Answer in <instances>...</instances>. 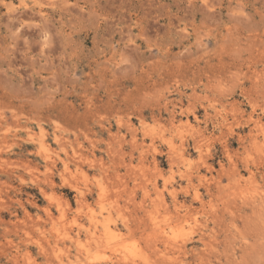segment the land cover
<instances>
[{
	"label": "rangeland",
	"instance_id": "374dc122",
	"mask_svg": "<svg viewBox=\"0 0 264 264\" xmlns=\"http://www.w3.org/2000/svg\"><path fill=\"white\" fill-rule=\"evenodd\" d=\"M37 1L0 0V264H264V0Z\"/></svg>",
	"mask_w": 264,
	"mask_h": 264
},
{
	"label": "bare ground",
	"instance_id": "6f19581e",
	"mask_svg": "<svg viewBox=\"0 0 264 264\" xmlns=\"http://www.w3.org/2000/svg\"><path fill=\"white\" fill-rule=\"evenodd\" d=\"M52 0H48V2H47V0H38L37 2H36V6L34 7V8H32L31 10L32 11H34L35 13H37L40 17H41V19H43V20H46L47 19V9L45 8V7H47V5L49 4V2H51ZM62 3H63V5H67L66 3H67V0H65V1H62ZM67 10H68V8H66ZM182 30V29H181ZM169 31V30H168ZM263 31V30H262ZM182 32V31H181ZM256 32V31H255ZM181 34V33H180ZM183 35H185V33H183ZM231 35V34H230ZM180 36V35H179ZM181 37V36H180ZM224 44V43H223ZM220 46V45H219ZM136 47V46H135ZM248 47H249V45H248ZM185 51V50H184ZM186 53H187V51H185ZM149 53V52H148ZM182 53V52H181ZM168 53L166 52V53H164V57L167 55ZM180 56V55H179ZM182 57H184V55L182 54L181 55ZM186 56V55H185ZM163 57V58H164ZM167 57V56H166ZM169 57V56H168ZM165 59V58H164ZM163 59V60H164ZM247 59V58H246ZM263 60L262 59V57L261 58H259V62H262L261 60ZM168 60H169V58H168ZM254 60V59H253ZM173 61V60H172ZM165 62V61H164ZM192 62H194V61H192ZM253 62V61H252ZM257 62H258V60H257ZM166 63V62H165ZM235 63V62H234ZM254 63V62H253ZM190 64H192L191 62H190ZM248 64H251V61L250 62H248ZM189 65V64H188ZM188 65L186 66V67H188ZM180 66V65H179ZM166 67V66H165ZM164 67V68H165ZM169 67V66H168ZM250 66H248V69H250L249 68ZM189 68V67H188ZM179 69L180 68H177V71H179ZM264 69V68H263ZM255 70V69H254ZM252 72V71H251ZM259 72V71H258ZM261 72V71H260ZM260 72H259V74L258 75H260ZM192 73V72H191ZM255 74H257V72L255 73ZM194 75H196V74H194ZM193 75V79L194 78H196V76H194ZM262 75V74H261ZM253 76H254V74H253ZM257 77V78H256ZM255 77V79H261V78H259V77H262V76H256ZM217 78V77H216ZM251 78H252V76H251ZM215 79V78H214ZM216 80V79H215ZM262 80V79H261ZM195 81V80H194ZM193 81V82H194ZM218 82V81H217ZM185 85V84H184ZM178 89V88H177ZM179 91V90H178ZM243 91V90H242ZM179 93V92H178ZM193 93H194V91H193ZM192 93V94H193ZM233 93V92H232ZM246 94V93H245ZM195 95V94H194ZM248 95V94H247ZM246 95V96H247ZM191 96H193V95H191ZM196 96V95H195ZM222 97V96H221ZM248 97H250V95H248ZM166 98H168V97H166ZM195 98V97H194ZM199 98V97H198ZM200 99V98H199ZM248 99V98H247ZM165 100V99H164ZM250 102L252 101V100H250V99H248ZM191 101V100H190ZM199 101V100H198ZM188 102V101H187ZM206 102V101H205ZM250 102H249V104H250ZM180 103H181V101H180ZM252 103V102H251ZM164 104V103H163ZM188 104V103H187ZM197 105H199V104H197ZM211 105H212V103H211ZM253 105V104H252ZM200 106L203 108H201V110H204L203 112H204V114H206L207 115V111H208V106H209V103L205 106V104H201L200 103ZM213 106V105H212ZM211 106V107H212ZM199 107V106H198ZM178 108H180V111H181V114H183V112H186V115H184L185 116V118H184V124L186 123V126H189V118H188V114H192V116H194V118L196 119V111L198 110L197 109V106L194 104V103H189V105L188 106H186V107H184V109L183 108H181V106H179ZM250 108H252L251 106H250ZM48 109V108H47ZM110 109V108H109ZM166 110V109H165ZM200 110V111H201ZM32 111H34V110H32ZM174 111V110H173ZM173 111H171V113H170V117L169 118H171V120H170V122H169V124L171 123L172 124V120L176 117V116H174V114L172 113ZM215 111V110H214ZM90 112V111H89ZM263 112H264V110H263ZM97 114V113H96ZM257 114V113H256ZM91 115V114H90ZM215 115H216V113H215ZM249 116H247V121H248V119H250L248 122H251V124H252V127L248 130L249 132H250V134H248L247 133V137L245 138V140L247 139V142H248V145H250L249 143H251V145L252 146H255L254 145V143L256 142L255 141V133L253 132L254 131V128L257 126V128H255V129H258V125H259V123H260V118H259V116H255V109L254 108H252V110H251V112H249V114H248ZM264 115V114H263ZM191 116V117H192ZM255 116V117H254ZM38 117V116H37ZM205 117V116H204ZM207 117V116H206ZM249 117V118H248ZM168 118V119H169ZM193 118V117H192ZM198 118V117H197ZM40 120V119H39ZM177 120V119H176ZM199 120V119H198ZM223 120V119H222ZM141 121V120H140ZM183 121V120H182ZM195 121H197V120H195ZM246 121V122H247ZM84 122H86V121H84ZM176 122V121H175ZM178 122H179V124H178V127H181L183 124H182V122H181V119L179 118V120H178ZM93 123V122H92ZM95 123V122H94ZM262 123V122H261ZM39 124V123H38ZM127 124V123H126ZM143 124V123H142ZM170 124V125H171ZM219 124H221V123H219ZM93 125H95V124H93ZM225 125V124H224ZM90 126H91V124H90ZM104 126V125H103ZM134 126V125H133ZM262 126V125H261ZM101 127V126H100ZM126 127H128V130L130 131V127H131V125L130 124H127V126ZM184 128H185V125H184ZM86 129H87V127H86ZM85 129V130H86ZM90 129V128H89ZM118 129V128H117ZM132 129V128H131ZM180 129V128H179ZM91 130V129H90ZM177 130V129H176ZM79 131H81V130H79ZM88 131V130H87ZM93 131V130H92ZM229 131V130H228ZM95 132V131H94ZM106 132H108V129H107V131ZM110 132V131H109ZM108 132V133H109ZM194 132V131H193ZM199 132H200V130L198 129H196V133H197V135H199ZM229 132H232V131H229ZM83 133H84V131H83ZM195 133V132H194ZM253 133H254V135H253ZM113 134V133H112ZM203 133L201 132V134L200 135H202ZM238 134V133H237ZM192 135H194V134H192ZM199 135V137H200V139H201V136ZM95 136V135H94ZM111 136V135H110ZM114 136V135H113ZM192 137V136H191ZM239 137V138H238ZM245 137V136H244ZM133 138L134 137H132V139L131 140H133ZM237 138L238 139H242L243 138V136L242 135H237ZM135 139V138H134ZM199 139V138H198ZM244 139V138H243ZM203 140V139H202ZM201 140V141H202ZM192 145H193V149L195 150V152L197 153V155H198V158H199V160H200V162H199V164L197 165V167L196 168H194L195 170L193 171V172H201V171H203V172H211L212 171V164L210 163V162H208V159H207V157L204 155V152H203V147H202V142L201 141H199V140H197V138L195 137V138H193L192 139ZM220 141V140H219ZM224 141V140H223ZM132 142V141H131ZM136 142L137 141H135V145H136ZM133 143H134V140H133ZM32 144V143H31ZM137 144H138V142H137ZM33 145V144H32ZM133 145V147H134V144H132ZM239 145V144H238ZM182 146V145H181ZM173 147V146H172ZM223 147L226 149V145H223ZM228 147V146H227ZM249 147H251V146H249ZM155 148V147H154ZM243 148V147H242ZM246 148V147H245ZM34 149V148H33ZM156 149V148H155ZM153 150V151H156V150ZM170 149H172L171 151L173 152L174 151V149L173 148H171L170 147ZM169 149V150H170ZM247 149V148H246ZM19 150H21V149H19ZM24 150V149H23ZM35 150V149H34ZM151 150V149H150ZM151 150V151H152ZM168 150V151H169ZM184 150V149H183ZM31 151V150H30ZM171 151H169L168 152V156H169V158L171 157ZM207 151V150H206ZM24 152V151H23ZM29 152V151H28ZM158 152H160V151H158ZM174 152H176V151H174ZM173 152V154H175ZM182 150H181V153H180V150H179V153H180V155L182 156ZM227 152V151H226ZM35 153H36V151H35ZM139 153V152H138ZM154 153V152H153ZM177 153V152H176ZM178 153V154H179ZM207 153V152H206ZM30 154H31V152H30ZM184 154V153H183ZM209 154V153H208ZM29 155V154H28ZM37 155H40V152H39V154H37ZM167 155V154H166ZM186 155V154H185ZM211 155V154H210ZM207 156H209V155H207ZM139 157V156H138ZM157 158V157H156ZM228 158V160H229V157H227ZM152 160H154L153 159V157L151 158ZM42 160V159H41ZM131 160V159H130ZM129 161V160H128ZM154 161H156V160H154ZM212 161V160H211ZM130 162V161H129ZM127 163L128 164V166H129V164H131V163ZM247 162V161H246ZM124 163V162H123ZM154 164V163H153ZM156 164V163H155ZM154 164V165H155ZM125 165V164H124ZM123 165V166H124ZM214 166V165H213ZM218 166H220V165H218ZM245 166H246V164H245ZM125 168L127 167V166H124ZM219 168H221V167H219ZM214 169V168H213ZM230 169H231V172H236V169H235V164H233V166L231 167L230 166ZM229 169V170H230ZM247 169V168H246ZM224 171H226L225 170V168H224ZM238 171V170H237ZM192 172V171H191ZM199 175H200V173H199ZM199 177H201V176H199ZM48 178V177H47ZM202 178V177H201ZM52 179V178H51ZM50 180V179H49ZM52 181V180H51ZM52 184V183H51ZM80 192V191H79ZM85 196V195H84ZM83 197V196H82ZM80 197H78L77 199H79ZM252 198V197H251ZM84 199V198H83ZM253 199V198H252ZM251 200V199H250ZM249 200V201H250ZM258 200V199H257ZM256 201V199L255 200H253V202H255ZM259 201V200H258ZM264 201V200H263ZM252 202V203H253ZM260 203L259 204H262L263 202H262V200H260L259 201ZM262 202V203H261ZM81 203V202H80ZM251 203V202H250ZM260 206V205H259ZM257 207H258V205H257ZM98 223V222H97ZM100 223V225L102 224L101 222H99ZM105 223V222H104ZM102 226V225H101ZM156 227H158V226H156ZM106 230H107V228H105ZM154 229V228H153ZM109 231V230H108ZM111 231H113V230H111ZM110 231V232H111ZM164 231V230H163ZM162 231V232H163ZM158 232H160V231H158ZM96 233V235H98V233L97 232H95ZM88 234H89V232H88ZM113 234V233H112ZM154 234H155V232H154ZM153 234V235H154ZM157 234V233H156ZM155 234V235H156ZM164 234V233H163ZM95 235V234H94ZM95 235V236H96ZM109 235H110V233H109ZM116 235V234H115ZM158 235H160V233L158 234ZM157 235V236H158ZM91 237H92V235H90ZM98 236H100V235H98ZM170 237L172 236V238H174L175 237V235L173 236V234L171 233V235H169ZM106 237V236H105ZM160 237H161V235H160ZM95 238V237H94ZM101 238V237H100ZM107 238V237H106ZM176 238V237H175ZM175 238L173 239V240H175ZM97 238H95V240H96ZM110 239V238H109ZM108 239V241H110ZM93 240V239H92ZM167 240V239H166ZM107 241V240H106ZM173 242V241H172ZM171 242V243H172ZM174 242H176V241H174ZM184 243V242H183ZM168 245H169V243H167ZM171 245V244H170ZM172 245L174 246L175 245V243L173 244L172 243ZM107 246V245H106ZM117 246V245H116ZM182 246H184V245H182ZM110 247V246H109ZM113 247H115V246H113ZM176 248L178 247V246H175ZM115 249H117V248H115ZM183 249V248H182ZM112 250V249H111ZM112 251H114V249L112 250ZM183 251V250H182ZM114 252H116V251H114ZM91 255V254H90ZM125 255H126V253H125ZM85 256V255H84ZM127 256V255H126ZM123 258H124V256H123ZM87 259V258H86ZM91 259V257H89V263H90V261L92 260H90ZM94 260V259H93ZM96 260V259H95ZM61 262V261H60ZM87 263V262H86ZM92 264H93V262H92ZM135 264V263H134ZM136 264H138V263H136Z\"/></svg>",
	"mask_w": 264,
	"mask_h": 264
}]
</instances>
